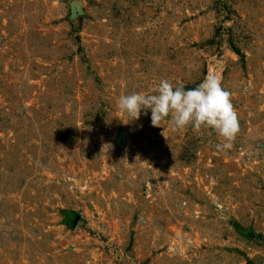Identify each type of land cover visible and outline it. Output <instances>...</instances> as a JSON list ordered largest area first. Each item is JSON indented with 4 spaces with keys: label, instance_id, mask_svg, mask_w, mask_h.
I'll list each match as a JSON object with an SVG mask.
<instances>
[{
    "label": "rangeland",
    "instance_id": "374dc122",
    "mask_svg": "<svg viewBox=\"0 0 264 264\" xmlns=\"http://www.w3.org/2000/svg\"><path fill=\"white\" fill-rule=\"evenodd\" d=\"M209 74L226 152L117 110ZM0 264H264V0H0Z\"/></svg>",
    "mask_w": 264,
    "mask_h": 264
},
{
    "label": "clouds",
    "instance_id": "9594fccd",
    "mask_svg": "<svg viewBox=\"0 0 264 264\" xmlns=\"http://www.w3.org/2000/svg\"><path fill=\"white\" fill-rule=\"evenodd\" d=\"M232 94L222 87L221 79L207 75L196 87L186 89L183 84L174 86L161 79L150 94L133 92L118 98L117 110L131 120H138L141 110L151 111V126L160 127L167 119L172 131H184L191 126L194 132L202 129L214 132L220 143L218 152H226L234 145L240 131L238 113ZM127 122V123H128Z\"/></svg>",
    "mask_w": 264,
    "mask_h": 264
},
{
    "label": "water",
    "instance_id": "95a60500",
    "mask_svg": "<svg viewBox=\"0 0 264 264\" xmlns=\"http://www.w3.org/2000/svg\"><path fill=\"white\" fill-rule=\"evenodd\" d=\"M72 5L77 9V10H79V3L77 2V1H74L73 3H72ZM76 220V219H75Z\"/></svg>",
    "mask_w": 264,
    "mask_h": 264
},
{
    "label": "trees",
    "instance_id": "16d2710c",
    "mask_svg": "<svg viewBox=\"0 0 264 264\" xmlns=\"http://www.w3.org/2000/svg\"><path fill=\"white\" fill-rule=\"evenodd\" d=\"M68 216V215H67Z\"/></svg>",
    "mask_w": 264,
    "mask_h": 264
}]
</instances>
